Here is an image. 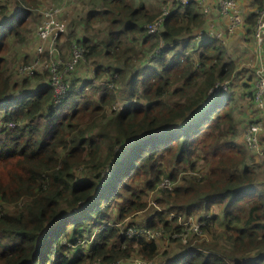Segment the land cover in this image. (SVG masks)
<instances>
[{"label":"trees","instance_id":"1","mask_svg":"<svg viewBox=\"0 0 264 264\" xmlns=\"http://www.w3.org/2000/svg\"><path fill=\"white\" fill-rule=\"evenodd\" d=\"M43 3L0 1V264H264V182L256 172L264 157L254 162L237 139L253 120L245 123L255 80L235 73L217 38L194 39L204 25L200 6L172 3L161 31L148 34L144 25L157 15L149 0H75L56 54L70 59L76 47L83 55L56 99L47 70L18 71L36 57L35 8ZM255 21V13L245 21L249 41ZM118 99L125 107L111 110ZM94 161L88 177L84 167ZM202 166L197 181L192 172ZM98 167L110 168L105 179ZM165 178L171 186L160 188ZM149 193L162 210L143 223L161 226L163 249L121 237L113 225L144 210ZM213 204L222 214L202 215ZM167 211L185 219L203 212L202 231L216 225L217 236L172 238L181 227ZM86 237L80 251L76 241Z\"/></svg>","mask_w":264,"mask_h":264},{"label":"built area","instance_id":"2","mask_svg":"<svg viewBox=\"0 0 264 264\" xmlns=\"http://www.w3.org/2000/svg\"><path fill=\"white\" fill-rule=\"evenodd\" d=\"M1 1V0H0ZM169 3L166 7L152 19L150 23L144 25L145 31L148 34H158L162 29V24L164 19L171 12L172 3H179L185 5L188 1H192L200 6L201 12L203 14L210 13L213 8L217 9L218 14H226L228 16V25L227 28L229 31H232L240 26L242 19L239 14L238 7L235 0H166ZM264 4V0H263ZM57 8H47L42 13V19L37 25L36 35L38 38V43L35 47V59L31 63L23 64L19 67L18 71L22 74H32L34 70L42 68L47 70L49 73L50 84L53 87L54 95L56 99L62 96L69 84L67 81H64V75L68 71H72L77 62L81 60L83 55V50L76 47L72 48L70 59L63 58L58 56L56 45L58 43L57 39L65 30L66 22L61 18L60 15H57ZM256 21H255V33H254V42H257V36L259 35V30L264 26V6L261 9H256ZM196 39H202L204 37L217 38V31L212 29H205L204 27L199 29L194 35ZM162 46V43L159 44ZM156 52L158 51L155 50ZM44 53H48L49 57L47 60H43L42 56ZM104 84V82H100ZM229 85V79L224 80L220 83H217L216 90L226 89ZM109 87L111 86L108 85ZM253 104L254 108L259 111L261 118L247 123L245 126L242 136L245 147L253 155L264 156V142L261 139V136H264V133L259 136V132L264 129V72L261 69L256 70V78L254 81V91H253ZM124 104H115L111 110H121L124 108ZM171 186L170 180L165 178L159 183L160 188H169ZM175 217L173 213H170ZM172 218V217H171ZM187 219H182L177 217V220L184 221L183 229L177 235L172 234L173 237L181 239L183 242H186L187 238L191 234L202 235V228L205 221L202 219H196L199 222L198 225H195L193 228H189ZM188 222V223H187ZM115 228L120 236L126 237L128 239H134L137 237H144L147 242L155 241L164 235L162 229L151 230L144 227H134L125 222H117ZM186 239V240H185ZM67 245H69L67 243ZM92 264H101L100 261L93 262ZM110 264H122L121 262H113ZM134 264H149L143 261L142 259H137L134 261Z\"/></svg>","mask_w":264,"mask_h":264},{"label":"rangeland","instance_id":"3","mask_svg":"<svg viewBox=\"0 0 264 264\" xmlns=\"http://www.w3.org/2000/svg\"><path fill=\"white\" fill-rule=\"evenodd\" d=\"M43 1H44V3H43V5L41 7H39V8L36 7L35 8V11H36V14H37L36 16L38 18V22H40V20L42 19L43 11L45 9H47V8H50V7L57 8L58 9L57 15H60L61 18L63 20H65L66 22L71 20V12H70V10L74 9L75 6H76L75 5V0H43ZM151 1L154 2V3L157 2V0H151ZM10 2L12 3V0H10ZM235 2H236V5L238 7L237 0H235ZM160 3H161V6L158 9V11L155 12V14H158L162 10V8L166 7L169 4V3H167L166 0H159V4ZM256 3H257L256 0H253L252 2H250V0H243L242 5H240L241 12H242L243 16H242V14H241V12H240V10L238 8L240 17L242 19V23L240 24L239 27H237L236 29H234L232 31L227 30V32H236V33H233L231 35H227L224 44H222L223 46H225V48L227 50V55L229 56V58L231 60H233V62L237 66V68L235 70V73L239 72L241 77H247V75L250 76L251 77L250 82L252 80V69L254 68V70H255L258 67V66L255 65V60H256L255 57L257 56L258 53H261V54L264 53V26L262 28H260V30H259V35L257 36V39H256L257 42H255L256 43V45H255V44H252V42L250 43L249 40L245 39V36L247 37L248 35L245 32L246 26H244V28L242 29V25L244 24L243 17L248 15V14L250 15L251 13H254L255 10L258 8V7H256L257 5L255 6ZM146 8H148V5H146ZM245 18L246 17H244V19ZM226 25H228V16L226 14H221V15L219 14L217 16V38L220 37V33L219 32H222L221 30H224L226 28ZM67 31H68V29L66 27V30L57 38V39H59L58 43L60 41H62V39L66 36ZM252 32H253V36H254V33H255L254 26L252 28ZM196 33H197V31H196ZM240 33L242 35H239ZM257 46H259V47H257ZM48 57H49V54L48 53H44L43 56H42V59L43 60H47ZM261 58H263V56H261ZM263 64H264V61H263ZM40 69H42V68H38V70H40ZM100 77H102V76H100ZM241 77H239V76L235 77V81H236L237 84H239L241 82ZM97 80H98V82H100L101 78L98 77ZM235 84H234V88H235L234 92L236 94H238L241 89H239L238 86L235 85ZM107 88L112 89V88H114V85L112 87H107ZM128 94H127V97L129 98ZM127 97H126V99H127ZM117 102H120L118 104H122V102H123L124 105L126 104L125 100H119L118 99ZM243 105H245V104H243ZM250 107H251V110L247 111L248 113H247V119H246L245 123L247 121L251 120V119L256 120V119L261 118V114L258 111H256L252 107V105ZM105 111H107V108H105ZM113 113H116V112H113ZM263 133H264V129H262L259 132V136L261 134H263ZM241 136H242V132H241V135L239 134L238 137H237V139L240 140V142H242V137ZM135 140H137V138L133 139L130 142L125 143L124 146H127L128 144L134 142ZM240 147L244 148V145L241 143ZM121 149H122V147L117 148L118 151H120ZM245 151L248 154L250 153V151L247 148L245 149ZM253 159H254V162H256V163H259L260 160H261V159H258L257 157H254V155H253ZM100 160L101 159H99V161ZM96 162L95 161L91 162L90 168L84 167L87 170L86 172L88 173V175H87L88 177H92V175L94 174L92 169L94 168ZM84 168H83V171H84ZM204 169H205L204 166L197 167V169H196L197 172L196 171L192 172V175L196 177L197 181L200 179L201 176H203L205 174ZM78 172H80V173L82 172V168L81 167H80V171H78ZM96 172L100 173L101 179H105V177L108 176V174H109L108 169H106L105 167H98ZM256 172H257V174L258 173L260 174L259 175V180L261 182H264V166H261L260 168L256 169ZM261 185H262V187H264V184H261ZM153 198L154 197H152V194L149 193V195L147 196V201L148 202H147V206L145 207V209L140 211V212H138V213H136L133 216H130V217L126 218L125 221L127 220V221L135 222L137 224H141L145 220L146 216H148L150 213H152L153 210H157V211L158 210H162L160 208V206L153 200ZM202 213L203 212L191 213L192 217L188 219V221H191V222H189V223L187 222L188 225H189L188 226L189 228H193L195 225L199 224V222H196V221H198V220H196V218H197L196 216H198L197 214H202ZM217 214H218V216H220L222 214V208H221V206H219L217 204H213V206L208 208L207 212L203 213L202 215H205L206 217L209 218V216H214V215L217 216ZM163 217L166 218L167 215L163 214ZM181 218L183 219L184 216H181ZM166 219H168L169 221L174 222V224L180 226L181 230L183 229L184 221L175 220L176 218L173 215H171V214H169ZM146 221L150 225H154L157 220L149 218ZM210 221H211V223H213L214 220L211 219ZM142 226L144 228H150L151 230L162 229L161 226H158V227H155V228L148 227L146 224H144ZM181 230H180V232H181ZM180 232L174 233V235H177ZM203 234H205L207 236H210V237L217 236V226L216 225H208L206 230L205 229L203 230ZM171 237H173V236H171ZM86 238H88V237H86ZM161 238H159V239H157L155 241H157L158 245L162 248V247H164L166 245V240H164L163 243H161ZM90 239L91 238H88L85 241H81V239L77 240L76 242L79 245H77L76 248H78L80 251H81V248L86 249L87 244H88ZM174 247H175V244L172 243L170 249H172ZM76 248H70V250L68 249V252H67L68 255H70L72 257L75 256L76 255ZM158 258H160V257H158ZM91 262L88 261L87 259H85V260L81 261L80 264H91Z\"/></svg>","mask_w":264,"mask_h":264},{"label":"crops","instance_id":"4","mask_svg":"<svg viewBox=\"0 0 264 264\" xmlns=\"http://www.w3.org/2000/svg\"><path fill=\"white\" fill-rule=\"evenodd\" d=\"M253 0H250V2H252ZM263 1V0H262ZM242 3H243V0H237V4H238V8H239V10H240V12H241V8H240V5H242ZM148 5V9L150 10V12H152V13H155V12H157L158 11V9L160 8V6H161V3L159 4V0H157V2L156 3H154V2H152L151 0H149V3L147 4ZM257 4H255V6H256ZM152 6V7H151ZM263 6H264V4H263ZM257 7V6H256ZM259 8V7H258ZM263 8V7H262ZM70 12H71V10H70ZM241 14H242V12H241ZM251 14H253V13H251ZM250 14V15H251ZM219 14H218V12H217V9L216 8H213V10L210 12V13H208V14H204V25H203V27L205 28V29H212L213 31H217V16H218ZM249 15V14H248ZM248 15H246V16H244V17H248ZM242 16H243V14H242ZM244 17H243V22H244V24L242 25V29L244 28V26H246V30H245V32H246V34L248 35V31H249V29H248V26H247V24H246V18L244 19ZM199 29V28H198ZM227 30H228V28H227V25H226V28L224 29V30H221L222 32H219L220 33V37L219 38H217L216 40L218 41V42H220L221 44H224V42H225V40H226V37H227V35H231V34H233V33H236V32H227ZM240 31V30H239ZM243 31V30H242ZM241 31V32H242ZM238 32V31H237ZM239 35H242L241 33L239 34ZM245 35V34H244ZM249 36V35H248ZM247 36V37H248ZM246 36H245V38H247ZM254 36L253 37H251V40H250V43L252 42V44H255L256 45V43L254 42ZM194 39H196V38H194ZM215 39V38H214ZM196 40H198V39H196ZM257 47H259V46H257ZM251 51V50H250ZM261 56H263V58H261ZM255 65L256 66H258L255 70H254V68L252 69V80H255V78H256V70H258V69H260L261 68V70H263V72H264V64H263V61H264V53L263 54H261V53H258L257 54V56L255 57ZM252 66V65H251ZM91 75H92V73H91ZM247 77L249 78V76L247 75ZM247 77H245V78H247ZM253 101V100H252ZM253 106H254V104H253ZM243 140V139H242ZM242 143H243V141H242ZM264 157V156H263ZM144 222V221H143ZM141 223V225H144V223ZM158 244V243H157Z\"/></svg>","mask_w":264,"mask_h":264},{"label":"clouds","instance_id":"5","mask_svg":"<svg viewBox=\"0 0 264 264\" xmlns=\"http://www.w3.org/2000/svg\"><path fill=\"white\" fill-rule=\"evenodd\" d=\"M171 13V12H170ZM195 37V36H194ZM212 38V37H211ZM125 107V106H124ZM258 111V110H257ZM259 112V111H258ZM257 120V119H256ZM254 121V120H253ZM250 122H252V121H250ZM249 123V122H248ZM247 125V124H246ZM245 125V126H246ZM245 128V127H244ZM244 128L242 129V132H243V130H244ZM242 139H243V136H242ZM261 139L263 140V142H264V136H261ZM133 139H131L130 141H132ZM129 141V142H130ZM243 144H244V141H243ZM245 146V145H244ZM246 148V147H245ZM251 155H253V154H251ZM255 156H258V155H255ZM108 171H109V173H110V168L108 169ZM109 175V174H108ZM170 213H173L174 215H175V220H177V217L178 216H180V215H178V214H176L174 211H167L166 212V215H167V217H168V215L170 214ZM181 217V216H180ZM189 218H191V217H189ZM126 219V218H125ZM125 219H122V220H119L118 222H125L126 224H129V225H131V226H134V227H143L142 225L141 226H139V225H134V224H132V223H130V221H125ZM183 219H185V218H183ZM196 219H198V218H196ZM117 223V222H116ZM116 223H114L113 225L115 226V224ZM148 229H150V228H148ZM117 230V229H116ZM156 230V229H155ZM118 233V232H117ZM119 235V234H118ZM120 236V235H119ZM122 237V236H121ZM124 238H126V237H124ZM138 238H141V237H137V238H134V239H138ZM173 238V237H172ZM189 238V237H188ZM187 238V239H188ZM126 239H128V238H126ZM182 241V240H181ZM187 241V240H186ZM183 242V241H182ZM183 243H186V242H183ZM68 244H70V243H68ZM69 247V249L70 248H72V247H70V246H68ZM91 263H93V260H92V262ZM132 264H134V262L132 263ZM150 264V263H149Z\"/></svg>","mask_w":264,"mask_h":264},{"label":"water","instance_id":"6","mask_svg":"<svg viewBox=\"0 0 264 264\" xmlns=\"http://www.w3.org/2000/svg\"><path fill=\"white\" fill-rule=\"evenodd\" d=\"M140 138V137H139Z\"/></svg>","mask_w":264,"mask_h":264}]
</instances>
